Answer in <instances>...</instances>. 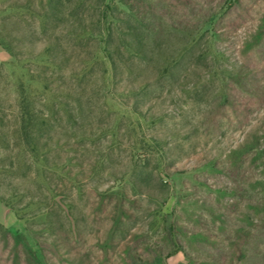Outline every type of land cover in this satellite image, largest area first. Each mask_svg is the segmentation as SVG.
<instances>
[{"label":"rangeland","instance_id":"374dc122","mask_svg":"<svg viewBox=\"0 0 264 264\" xmlns=\"http://www.w3.org/2000/svg\"><path fill=\"white\" fill-rule=\"evenodd\" d=\"M25 1L0 0V264H264V0Z\"/></svg>","mask_w":264,"mask_h":264},{"label":"trees","instance_id":"16d2710c","mask_svg":"<svg viewBox=\"0 0 264 264\" xmlns=\"http://www.w3.org/2000/svg\"><path fill=\"white\" fill-rule=\"evenodd\" d=\"M36 4L38 7V10L33 9V6ZM67 5V8L71 5L72 7H79L84 8L85 6H92L90 1L88 0H27L21 4H16L15 6H6L3 10V12L7 11V9H19L22 13L21 15H28L30 19L37 18L40 20L41 23H47L48 21L56 18L59 10L61 8H65ZM73 8V9H74ZM83 19H80L79 22H82ZM88 31L86 30V27L81 26V34H86ZM72 36H77L75 33L73 34L71 32ZM0 46H2L4 49L8 50L15 58L16 61H19L17 53L14 51L12 43L9 41L7 36L0 35ZM53 46L50 42H46L44 46L42 47V53L45 56V63L48 65V68H51L50 76L56 71H59V63L56 61L55 57L56 54L53 52ZM49 71V70H48ZM45 75H48V72L46 71L44 73ZM43 76L41 78V83L43 84L44 90L50 89L49 83L51 82L50 76ZM52 94L54 93V90H51ZM19 104V119L17 122V125L12 133L16 136L15 141L21 140L25 147L30 146L32 149H35V146H37V137L29 136L28 132L30 133H36L38 132V128L43 126V123H33L29 119L26 118L27 115V107L23 105V99L21 98ZM0 140H3L2 142H6L3 137L0 135ZM32 150L34 152L35 150Z\"/></svg>","mask_w":264,"mask_h":264}]
</instances>
